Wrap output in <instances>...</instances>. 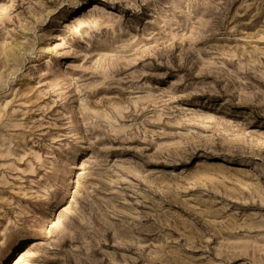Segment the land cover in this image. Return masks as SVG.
<instances>
[{
	"label": "rangeland",
	"instance_id": "374dc122",
	"mask_svg": "<svg viewBox=\"0 0 264 264\" xmlns=\"http://www.w3.org/2000/svg\"><path fill=\"white\" fill-rule=\"evenodd\" d=\"M0 264H264V0H0Z\"/></svg>",
	"mask_w": 264,
	"mask_h": 264
}]
</instances>
